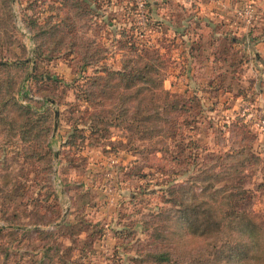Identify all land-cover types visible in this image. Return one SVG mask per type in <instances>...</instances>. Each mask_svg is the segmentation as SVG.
I'll return each instance as SVG.
<instances>
[{
    "label": "rangeland",
    "instance_id": "374dc122",
    "mask_svg": "<svg viewBox=\"0 0 264 264\" xmlns=\"http://www.w3.org/2000/svg\"><path fill=\"white\" fill-rule=\"evenodd\" d=\"M240 2L241 6L245 5L243 10L251 9L253 15H258L254 18L257 25L258 21H264V0L257 6L256 0H12L11 17L7 0H0V60L18 63L0 68V84L4 81L3 88H7V79L17 82L26 73L36 77L25 85L36 100L47 96L52 102L54 119L51 124L53 112H49L44 125L51 126V130L45 142L47 139L50 151L55 152L53 158L50 152L46 155L54 170L47 177L46 171H36L44 162L32 157L30 148L35 146L0 129V264H16L17 260L19 264H31L32 260L40 259L44 242L34 231L22 233L9 229L8 225L24 224L26 228L39 225L57 234L53 227L59 213L63 216L70 213L71 219L73 213L80 212L90 214L94 230L102 228L91 252L86 249L83 263L117 264L111 257L115 245L121 242L125 245L120 248L118 264H131L128 258L135 251L145 258L149 250L159 248L149 234L161 224L156 214L170 206L164 203L169 198L165 188L178 185L187 188L193 176H203L201 170L218 174L212 182L219 186L226 181L238 182L232 170H241L238 173L244 176L241 184L253 192L245 206L259 213L264 221V130H256L246 120L251 111L256 110L258 115L264 109V99L260 98L263 81L250 73L243 62L236 84L243 82L245 94L238 97L231 93L227 98L221 91L210 90L207 78L211 75L207 66L197 68L213 48L210 33L203 31L202 26L211 17L221 19L217 9L221 12L233 4L240 6ZM197 6L201 10L199 14L195 11ZM198 18L203 20L200 31L193 22ZM244 18L247 21L245 14ZM147 23L159 25L153 24L149 31ZM193 31L202 35L199 47L192 51L194 58L189 55L188 40ZM143 34L142 39L151 43L159 40L168 49L163 52L166 74L163 86L177 95L173 99L176 108L162 117L176 121L182 134L175 137L180 150L178 158L193 161L197 156L191 165L170 160L169 153H176L177 149L169 145L173 144L169 138L139 136L134 128H127V123L97 126V111L113 107L117 94L104 100L101 106H97V98L87 101L82 95L84 77H95L97 72L103 76V67L119 69L125 58L135 56L127 49L126 40L130 36L141 38ZM261 36L264 39V34ZM235 49L241 54V49ZM84 57L88 58L86 62ZM24 62L27 65L20 64ZM194 68L191 75L189 72ZM234 87L235 92L241 90ZM87 88L97 92V84ZM197 89L202 91L199 92L203 98L201 107L186 102V96ZM137 95V99L126 101L130 112L137 102L141 104L140 110H145L158 99V95L145 91ZM244 107L247 109L244 114L249 112L246 116L242 115ZM158 110L162 113V108ZM243 118L247 129L257 136L253 144L239 131ZM144 125L142 122L141 128ZM147 125L152 127L154 123ZM159 127L162 134L161 123ZM45 142L39 152L48 151ZM158 144L168 146L170 152L144 151L145 147ZM243 146L247 147L236 156L234 153ZM250 154L257 155L258 159ZM230 171L232 176L223 175ZM201 184H193L194 192L200 191ZM47 196L57 199L56 214L55 209L46 205L51 202V199L45 201ZM35 201H42L44 205L37 208ZM41 212L44 213L41 215ZM117 230H126V235H117ZM57 241L65 243L61 237ZM8 251L10 254L3 257V252Z\"/></svg>",
    "mask_w": 264,
    "mask_h": 264
},
{
    "label": "trees",
    "instance_id": "16d2710c",
    "mask_svg": "<svg viewBox=\"0 0 264 264\" xmlns=\"http://www.w3.org/2000/svg\"><path fill=\"white\" fill-rule=\"evenodd\" d=\"M7 2L9 8L12 0H7ZM196 3L198 4L199 2ZM153 5V3L149 4L150 11L153 9ZM198 7L195 11H198L197 13L199 14L201 10ZM9 9V17H11V7ZM213 19V17L209 18L207 23L202 26L204 28L203 31L210 33V45L213 48L208 54L204 55V63L200 67L209 62L211 60L210 57H213L212 61L215 63L213 65L215 69L208 80L210 90L236 93V96L242 97L243 82H240V84L236 83L241 77L242 63L246 62L248 57L246 52L244 53L240 48L241 54L238 55L234 47L238 49V43H242L245 46L257 43V39L264 33L263 31L260 34L257 33V27L255 26V30L253 28L246 36L239 38L232 31L223 30L218 23L213 22ZM202 21L199 18L197 21H193L195 27L198 28L197 31L201 30ZM153 24L159 25V23ZM153 24L147 23L150 28L149 31H152L151 27H153ZM5 34L8 37V32ZM143 37L144 34L141 38L130 36L129 39H134L126 40L127 49L135 56L125 58L119 69L113 70L103 67V76L98 72L95 77L85 76L82 95L87 101L97 98V106H101L104 100L107 101L112 95L117 94V101L113 107L105 111H97V126L101 123H127L129 130L134 128L137 131L138 134L135 133V135H150L149 138L159 135V137L169 138L173 141V144L169 145L177 149L176 153L174 151L169 153L170 160H175L177 163L186 162V164L191 165L195 162L197 156L193 157V161L184 157L182 160L178 158L180 150L178 143L175 142V137L177 135L180 137L182 134L178 132L179 126L177 128L176 121L173 118L164 119L162 117V115L173 113L176 108L173 99L177 95L163 86V81L166 77L163 72V59L165 57L163 52H168V49H166L167 47L164 44L159 43V40H156V43H151L148 39H142ZM191 37L188 39L191 43L189 55L193 56L192 51L197 50L199 47L202 35L193 31ZM257 57L264 68V55L259 56L257 54ZM82 59L86 62L88 58L84 57ZM25 63L27 65V62L20 64ZM16 64L18 63L9 62L7 59L0 60V68L16 66ZM43 76L45 77V74ZM35 78L34 75L30 74L27 76L26 73L17 82L7 79L5 81L7 88H3L4 81H2L3 84H0V129L11 133V137L18 135L19 140L24 143L33 144L35 147L30 148L32 149V157L37 162H44V165L36 171H46L47 177H51L54 170L51 163L46 159V155L47 152H50L53 158L55 152L50 151V143L47 139L45 142V137L49 134L51 126H45L44 121L47 119L48 113L53 112L50 109L52 108V102L47 96L36 100L35 94H32L29 87L26 88L25 84H29V81H33ZM96 84L97 92L87 88L88 85ZM234 86L240 87L241 90L235 92ZM143 91L158 95V99L154 100L152 105L150 107L147 106L145 110H140L141 104L137 102L136 108H133L132 112H130V107L126 105V101L137 99V94ZM199 92L201 93L202 91L197 89L193 94L187 95L186 102L191 106L201 107L203 98H201ZM95 94L97 97H95ZM161 100L162 106L160 107ZM35 102L38 105L34 104ZM159 108H162V113H159ZM149 110L152 112H149ZM53 119L54 112L51 124H53ZM142 122H145V125L141 128ZM147 123H154V125L151 127ZM159 123L164 128L162 134H160ZM246 126L248 125L243 118L239 131L244 138H249L251 144H253L257 136L254 132H250ZM44 142V146L47 147L48 151L39 152L38 149L41 148ZM246 147L243 146L234 154L239 156ZM132 149L137 150L135 147H132ZM144 149V151L149 153L152 151L170 152L168 146H159V144L157 147L152 145L150 148L145 147ZM208 153L210 155L213 154L211 152ZM250 156L256 160L258 159L255 154H250ZM44 160H47V162ZM232 171L236 174L234 175V178L238 181L236 183L226 181L222 186L216 185L212 180L216 179L218 174L201 170L203 176H193L190 179L191 186L186 188L178 185L177 187L168 186L165 188L164 192L169 198L164 203L170 204V206L161 208L160 212L156 214L158 222L160 221L161 224L155 226L151 234H149L151 241L157 243L159 248L154 251L149 250L145 258L138 255L135 251L128 258L131 264H143V262L146 264H264L263 217L245 206V203L252 199L253 192L241 184L244 176H240L238 173L242 171L238 169ZM232 174L230 171L223 175L230 177ZM230 180L232 181L233 179ZM46 182L48 183V181ZM197 182L203 183L198 193L193 190V184ZM44 199L45 201L51 199V202L46 205L53 211L55 209L56 211L53 213L56 214L59 211L57 199L54 196L53 198L47 196ZM43 205L42 201H35V207L41 208ZM46 210L48 211L47 208ZM43 213L41 212V215ZM72 215L73 218L71 219L69 218L70 213L67 216H63L60 213L57 215L53 227L54 230L58 231L57 234L56 232L52 234V231H48L46 227L43 228L39 225L26 228L24 224H15L8 225V228L22 233L27 230L34 231L41 236L40 239L44 242L40 247V259L32 260L31 264H85L83 261L87 254L86 249L89 248L91 252V248L94 247L101 236L102 228L93 229L91 216L87 212L73 213ZM116 232L117 235H126V230H117ZM58 237L64 239L65 243L57 241ZM124 245L122 242L115 245L114 253L111 257L113 263L117 262L118 264L121 262L120 248ZM9 254V251L3 252V257ZM16 264H19L18 260Z\"/></svg>",
    "mask_w": 264,
    "mask_h": 264
},
{
    "label": "crops",
    "instance_id": "0c3cea01",
    "mask_svg": "<svg viewBox=\"0 0 264 264\" xmlns=\"http://www.w3.org/2000/svg\"><path fill=\"white\" fill-rule=\"evenodd\" d=\"M259 1H261V0H256V2H257L256 6L258 5ZM238 4L239 3L233 4L232 7H229L228 9H225L224 11L221 10V12H220V10L217 9V11L221 14L219 16V17H221V19L220 18H218V19L214 18L213 22L218 23L219 27H221L223 30L232 31L239 38L246 36L251 29L254 28V30H255V26L257 27V29H256L257 33L260 34L261 31H264L263 30L264 29V21L263 20L258 21L259 22L258 25H260L262 28L256 24L257 21H256V19H254L255 17L257 18V16H258L256 13H254L253 19H251L249 22L243 21V20H245V18H244L245 10H243L245 5L241 6L243 4L242 2H240V6H238ZM236 15H237V17H236ZM231 16L233 18L236 17L237 19L234 18L235 21H233L230 18ZM240 18H243V19H240ZM254 30H253V32H254ZM256 42L257 43H254V44L252 43L251 45L248 44V46H245L242 43H238L237 47L240 48L241 51H243L244 53L246 52V54H247L248 61H246V63H245L246 64L245 68L248 67L247 70L250 71V73H252L255 77H258V79L263 81V84H264V68L261 65V63L258 61V57H257V54L259 56L264 55V39H263V37L261 36L260 38H258ZM210 58H211V60L209 62H206L204 65L207 66L206 70L209 71V74L212 76L214 73V69H215V67L213 65L215 63L212 61L213 57H210ZM200 66H201L200 64L197 66L198 70L203 69ZM194 72H195V68H194V71H193V69H191V72H189V73L192 75V73H194ZM207 80H209V77L207 78ZM225 94H227L226 95L227 98H229L231 96V93H225ZM260 98H262V100L264 99V91L260 92ZM259 105L260 104H258V106ZM255 111L256 110H253L252 113H255ZM249 119L250 118H246V120L250 121L251 124L253 125L255 119L254 118H252L250 120Z\"/></svg>",
    "mask_w": 264,
    "mask_h": 264
},
{
    "label": "built area",
    "instance_id": "2783aa9c",
    "mask_svg": "<svg viewBox=\"0 0 264 264\" xmlns=\"http://www.w3.org/2000/svg\"><path fill=\"white\" fill-rule=\"evenodd\" d=\"M253 10L251 9H246L244 14L246 16V20L249 22L251 19H252V16H253ZM243 113L242 115H247V114H244V111H246L247 109L244 107L243 109ZM257 113H252V111L248 114L247 118H250V117H256ZM258 117L255 118V121H254V124L252 125L253 128H255L256 130H264V109H262L258 115Z\"/></svg>",
    "mask_w": 264,
    "mask_h": 264
}]
</instances>
